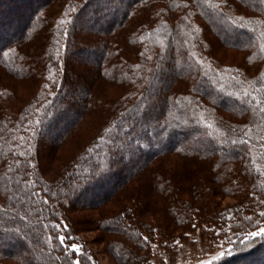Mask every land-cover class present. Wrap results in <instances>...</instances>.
I'll return each instance as SVG.
<instances>
[{"label": "trees", "instance_id": "1", "mask_svg": "<svg viewBox=\"0 0 264 264\" xmlns=\"http://www.w3.org/2000/svg\"><path fill=\"white\" fill-rule=\"evenodd\" d=\"M261 213L262 0H0V264H264Z\"/></svg>", "mask_w": 264, "mask_h": 264}, {"label": "rangeland", "instance_id": "2", "mask_svg": "<svg viewBox=\"0 0 264 264\" xmlns=\"http://www.w3.org/2000/svg\"><path fill=\"white\" fill-rule=\"evenodd\" d=\"M84 135L81 134L82 137ZM81 234L90 241L93 253L100 264H116L111 259L105 244L99 240V232L96 229L88 230ZM217 253L218 249L215 244H209L198 233H193L184 243L180 244L172 256L157 250L152 264H206Z\"/></svg>", "mask_w": 264, "mask_h": 264}, {"label": "snow or ice", "instance_id": "3", "mask_svg": "<svg viewBox=\"0 0 264 264\" xmlns=\"http://www.w3.org/2000/svg\"><path fill=\"white\" fill-rule=\"evenodd\" d=\"M262 2H264V0H262ZM62 23H63V21H62ZM208 126L211 127V125H208ZM261 215H264V213H261ZM249 235H250L251 237H253V238H254V237H257V236H264V229H259L257 232H252V233H250ZM60 239H61V243H63L64 238L61 237ZM72 250H73L74 252H78V251H79V248L73 246V247H72ZM77 264H79V262H77Z\"/></svg>", "mask_w": 264, "mask_h": 264}]
</instances>
